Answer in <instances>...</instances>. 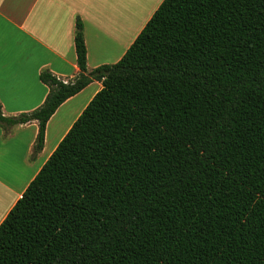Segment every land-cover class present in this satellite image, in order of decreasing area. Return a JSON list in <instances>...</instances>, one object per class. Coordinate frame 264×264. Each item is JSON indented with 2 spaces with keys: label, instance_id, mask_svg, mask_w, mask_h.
I'll return each mask as SVG.
<instances>
[{
  "label": "trees",
  "instance_id": "16d2710c",
  "mask_svg": "<svg viewBox=\"0 0 264 264\" xmlns=\"http://www.w3.org/2000/svg\"><path fill=\"white\" fill-rule=\"evenodd\" d=\"M80 69L29 114L102 82L0 224V264H264V0H163L119 61Z\"/></svg>",
  "mask_w": 264,
  "mask_h": 264
},
{
  "label": "crops",
  "instance_id": "0c3cea01",
  "mask_svg": "<svg viewBox=\"0 0 264 264\" xmlns=\"http://www.w3.org/2000/svg\"><path fill=\"white\" fill-rule=\"evenodd\" d=\"M149 1L154 0H0L2 115L18 117L43 105L50 89L40 80L42 72L63 82L79 77L74 44L78 18L91 73L121 59L139 33L138 18ZM101 88L102 82L93 81L57 109L40 152L35 151L38 121L0 125V224Z\"/></svg>",
  "mask_w": 264,
  "mask_h": 264
},
{
  "label": "rangeland",
  "instance_id": "374dc122",
  "mask_svg": "<svg viewBox=\"0 0 264 264\" xmlns=\"http://www.w3.org/2000/svg\"><path fill=\"white\" fill-rule=\"evenodd\" d=\"M161 2L162 0H154L148 2V7L143 12V16L138 18V32L142 30L146 22L152 17Z\"/></svg>",
  "mask_w": 264,
  "mask_h": 264
},
{
  "label": "built area",
  "instance_id": "2783aa9c",
  "mask_svg": "<svg viewBox=\"0 0 264 264\" xmlns=\"http://www.w3.org/2000/svg\"><path fill=\"white\" fill-rule=\"evenodd\" d=\"M64 83H68V82H64Z\"/></svg>",
  "mask_w": 264,
  "mask_h": 264
}]
</instances>
